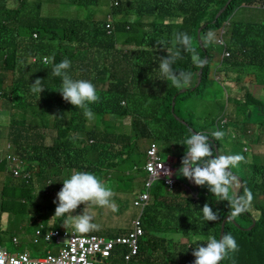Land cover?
Segmentation results:
<instances>
[{
  "label": "trees",
  "instance_id": "1",
  "mask_svg": "<svg viewBox=\"0 0 264 264\" xmlns=\"http://www.w3.org/2000/svg\"><path fill=\"white\" fill-rule=\"evenodd\" d=\"M14 1L21 4L20 8L10 7L9 4ZM113 1L108 0L110 7ZM72 2L90 7L97 5L98 0H72ZM253 2L254 0H127L118 7H112L115 31L112 35H108L105 29L106 23H94L92 17L85 21L42 18L39 14L38 2L29 6L24 0H0V102L11 104L9 116L13 120L9 124L7 150L15 152L8 155L17 161L10 166L6 157L3 160L0 156L1 213L4 206L12 208L29 204L33 224L38 221H48L54 214L47 213L49 211L47 205L52 203L53 195L63 186L64 179L57 176L52 180L49 178L53 176L59 160L65 162L70 173L85 170L101 176L103 170H108L115 164L113 162L117 161H120V166L126 169L140 167L143 164L141 148L148 142L165 143L163 146L168 151H171L174 145L181 159L185 146L179 143L191 133L197 132L193 125L177 119L179 116L176 113V106L183 93L190 95L201 88L214 89L216 86L229 90L230 88L221 85V81L210 77L212 72L214 75L223 74L225 82L240 83L233 61L237 52L243 49L249 52L255 51V55L261 58V67L264 69V26L234 25L230 28V32L220 35L216 42L212 37L208 44L199 42L198 30L204 26V29L202 28L204 33L208 28L219 27L230 10L245 4L252 5ZM223 9L221 16L216 19L217 14ZM59 29L66 32L68 43L54 47ZM81 32L84 33L83 36L77 39ZM126 32L130 35H123ZM177 32L191 36L193 47L202 58L207 60L197 89L195 87L200 68L193 65L188 52L182 53L181 58L175 62L174 68L193 73L192 84L189 87L177 89L171 86L170 82L162 81L160 78L158 69L160 56L167 54L160 46V42H163L164 47L172 48L174 34ZM207 34L204 33L205 36ZM86 35L88 41L83 45ZM119 42L141 48L147 47L150 50H134L130 55L127 53L119 55L118 53H122L116 48ZM214 47H219L220 52L212 51ZM94 51L106 54L102 63L94 57ZM225 51L230 52L227 58L223 55ZM215 55L219 56L217 60ZM44 56L51 59L54 57L55 63L67 58L71 61L69 73L72 78L89 80L95 87L99 86L100 80L106 78L107 74L112 75L111 68L123 72L127 67L131 68L134 80L132 87L127 82L126 73H124L125 77L122 76L113 83L106 79L109 83L107 89L101 88L98 103L94 107L90 105L93 113L98 115L105 125L107 134L101 132L95 117L91 120L84 118L80 109L62 99L58 92L61 79L51 75L52 65L41 61ZM31 57H37V60L28 62ZM129 62L132 64L130 65ZM157 72L160 79L156 78ZM260 76H264V73L259 74L256 81H259ZM37 78H40L45 85V90L38 101L29 88V84ZM146 95L149 100L146 103L140 101L132 105L127 99L131 96L142 99ZM245 99L246 102L240 106L241 109L238 110L239 105L235 104L234 120L228 121L225 118L223 113L226 107L222 105L221 117L216 123L213 121L210 124V131L225 132L223 139L212 141L214 154L215 148L219 147L227 153H241L250 159L239 164L240 170L244 168L243 174L240 176L234 174L239 183L236 195L242 194L244 188L250 189L253 194L254 199L249 210L234 220L225 221V226L222 228L224 218L229 211V208L224 209L222 206L227 205V201L213 200L201 195L199 201L194 202L190 197L183 198L182 194H185V191L181 190L167 195L174 199L179 197L180 203H169L166 202L167 198L162 196L161 185H158L157 191L152 192L149 207L144 212L142 228L146 231L147 239L140 240L139 254L132 263L158 264L155 260L157 259L161 261L160 264H169L168 262L177 264L167 255L164 243L167 239L178 241L174 233L179 235L180 231L204 232V229H199V225H202L205 228L215 227L213 232L205 235L206 237L215 236L219 239L222 234L231 233L237 241L238 250L229 253L220 264H264V157L249 153L251 145L260 143L263 123L261 118L257 119L247 109L252 102L257 104L261 102L252 99L248 94L245 95ZM217 103L224 104L219 101ZM144 106L149 108L150 114L142 112ZM26 115L33 120L27 128ZM107 117H119L124 120L131 118L132 135L113 133L105 123ZM251 125L257 127V132L252 137L247 131V127ZM52 128L55 130V138L51 139V145H47L44 131ZM83 134L89 141H94V144L88 146L79 138V135ZM209 137L211 140L212 137ZM133 140L135 143L130 149ZM226 145L229 150L225 149ZM117 148L120 149L116 151ZM5 163L7 172L3 175ZM99 165H103V169ZM48 170H52L51 175ZM14 172L17 173V177H14ZM33 181L45 183L44 189L37 197L33 196L29 189ZM202 188L209 192L206 187ZM12 190L19 192L13 193ZM143 193L144 188L134 198L133 203ZM205 203H208L214 212L218 211L221 216L219 221L202 220L201 209ZM196 210L198 218L193 221L192 216ZM54 221L53 228L59 229L61 220L54 219ZM151 230L164 238L156 237L150 232ZM94 233L96 232L92 231L87 234ZM116 236L119 235L112 237ZM41 240L45 241V235L37 236L35 231L34 242L39 243ZM206 240L207 238L195 243H187L190 247L182 264H192L193 248L205 243Z\"/></svg>",
  "mask_w": 264,
  "mask_h": 264
},
{
  "label": "clouds",
  "instance_id": "2",
  "mask_svg": "<svg viewBox=\"0 0 264 264\" xmlns=\"http://www.w3.org/2000/svg\"><path fill=\"white\" fill-rule=\"evenodd\" d=\"M124 1L127 0H114L111 7L109 5L110 8L107 19L103 21L104 23H106L105 29L108 35H112L115 31V21L112 14V7H118ZM248 6L264 9V0H254L253 4ZM99 13L100 12L96 14ZM92 22L95 23L100 21L95 16L94 18L92 17ZM230 25L231 21L228 20L225 22L224 26L220 30L219 37L226 33V30ZM211 39V33L207 34V36L203 34L201 36L202 43L210 42ZM66 43H68L67 40ZM160 46H162L167 53L164 56H160V63L158 65L160 78L162 81L170 82L171 86L177 89L187 88L192 84L193 73L191 71L177 70L176 68H174L175 62L177 61V59L181 58L183 52L190 53L193 65L201 68V72L203 67L207 64L206 58H202L193 47L192 37L187 33H175L172 48L164 47L163 42H160ZM223 55L227 58L230 56V52L225 51ZM41 61L45 64H51V75L53 77H59L61 79V86L58 92L61 94L62 99L65 102L73 105L75 108L80 109L84 115V118H87L89 120L93 119V115L96 114L93 113L90 105L94 107V105L98 103L101 88H103L104 83L107 82L106 78L101 79L99 82V86L97 85V87H95V85L89 80L72 78L69 73V69L71 68V61L67 58L61 60L59 63H55L54 57L51 59L50 57L44 56L41 58ZM201 74L202 73L199 72V77H201ZM259 80L260 83H258V85L264 88V76H261ZM115 81H112L111 83ZM197 84L196 87L200 85L199 84L197 86ZM29 88L31 94L36 96L38 101L40 99L41 93L45 90V85L40 78H37L33 83L29 84ZM98 118L99 119H96L97 125L100 127L105 126L99 116ZM110 118L113 119V117ZM108 126L109 128H111V125ZM101 132L105 134L103 131ZM224 136V131L217 130L211 133V140L209 139L210 137L208 134L200 132H193L189 136L184 138L179 143L185 146V151L181 158V166L177 171L176 169L180 161V155L178 154L176 149H174V151H168L166 147L163 146L162 142L148 145L144 155V165L142 170L143 174H145L147 177L144 185V193L147 191L146 189L149 190L150 203L153 189L155 185L159 183L158 185H161L162 190H165L167 195L178 193L179 191L184 190V188H188L191 192L196 193V202L199 201V197L201 195H204V197H208L210 194L217 197L219 201H227V205L222 206V208L224 209L229 208L228 215L226 216V218H224L225 220L223 221L224 226L225 221L234 220L236 217L246 213L251 207L252 201L254 199L251 190L244 188L243 193L240 195L231 194L237 182V177L234 175L232 169L238 167L241 162L246 161V157L240 154H230L225 152L224 150H222L221 154H218L219 147L215 149L214 154L212 141L223 139ZM84 141L88 144L91 143L90 146L94 144V141H89L86 137ZM153 146L157 148L158 158L160 162L162 164H165L170 169L165 170L164 175L168 178V183H172V181L174 182V186L172 188H170L166 184V180H155L151 183L150 187H148L151 177L146 167L149 163L148 152ZM52 161L54 163V152L52 153ZM172 167H174L175 172L173 171ZM177 174L186 178L185 184L179 182ZM106 182L107 181L105 180V177L103 178V180H101L94 173L79 170L73 171L67 178L62 181L63 186L56 193V197L53 200V203L56 205V207L54 215L51 219L61 220V226L63 227L62 229L70 230L72 235H88L87 233L95 231L96 233H94V235H98L103 238L118 237L108 236V234L106 236L102 235L103 232L101 231V225L94 222V209L98 208L100 210L103 209L110 212H116L118 210V206L114 199L115 193L113 189L106 184ZM190 182L197 186V188H193L190 185ZM181 186L183 187L182 189ZM202 187H206L210 193L204 191V188ZM143 194H141L140 196H142ZM139 197L137 198V200L139 199ZM166 198L171 197L167 196ZM80 205H84L82 212L80 214L74 215L73 213L78 209ZM149 205L145 206L143 209V215L141 218L142 222L144 219V212L146 208L149 207ZM201 212L202 220L204 222H217L221 219L218 211L214 212L212 207H210L208 203L204 204ZM41 223L42 222L38 221V227L36 229L41 230L42 234L44 235H46L47 231L50 229H57L50 227L49 221L48 226H43ZM223 223L222 228H224ZM59 229L61 228L59 227ZM145 235L146 231L144 230V236L141 239H143ZM124 249V247H121L110 258H112L117 252H119L124 261ZM237 250V241L231 233H224L219 239H217L215 236H208L205 243L198 244L193 248L191 254L194 257V260L192 264H220L222 260L228 257L229 253H234ZM107 261H109V258L106 260L102 259L103 264H107ZM0 264H3V262L0 261Z\"/></svg>",
  "mask_w": 264,
  "mask_h": 264
},
{
  "label": "rangeland",
  "instance_id": "3",
  "mask_svg": "<svg viewBox=\"0 0 264 264\" xmlns=\"http://www.w3.org/2000/svg\"><path fill=\"white\" fill-rule=\"evenodd\" d=\"M39 3V14L42 18H64L69 20H83L85 21L89 17H97L100 22H103L107 19L108 12H109V2L108 0H98L97 5L94 6H86V5H78L73 4L72 0H24V3L32 6L33 4ZM229 3V2H228ZM228 3L224 6L227 7ZM11 8H20L21 4L14 1L12 4H9ZM28 10H26L27 12ZM249 11L251 12L248 16L242 17V13ZM100 12L99 14H96ZM221 16V15H220ZM231 21L233 23L245 22V23H253V24H264V9H251L250 7L245 6H237L233 10H230L225 16L224 20L222 21L221 25L217 28H208L204 31V33H211L213 39H216L219 34L221 28L224 26L226 21ZM204 26L201 27L198 31H202ZM227 28V27H226ZM63 29H59V35L55 39L54 47L58 45H62L66 43L65 33L62 32ZM203 32V31H202ZM204 33H202L204 35ZM83 32L78 34L77 39L83 36ZM125 36H129L130 33L126 32L123 33ZM199 42L201 41V36H198ZM88 41V36L86 35L84 38L85 45ZM209 42L205 43L208 44ZM116 48L119 50L118 52L122 51V53H118L122 55L123 53H130L134 50H141V49H148L147 47H137V46H130L125 45L123 42H120L116 45ZM165 50V49H164ZM212 51L215 50L216 52H220L219 47H214L211 49ZM115 54V53H114ZM134 54H138L134 52ZM106 56L105 53L99 54L97 51H94V57L102 63L103 57ZM219 58L218 55H215V60ZM36 58H29V60L34 61ZM131 65L132 62H129ZM259 65L254 61H251L250 67L256 69ZM201 69V68H200ZM199 69V72H200ZM112 75L107 74L105 77L108 81L112 82L116 79L124 76L127 74L128 77V84L132 87L134 85V80L132 78L131 68L127 67L124 72L123 70H117L115 68H111ZM76 71H73L75 73ZM81 77V75H78ZM211 78L215 77L219 81H223L224 75L217 73H211ZM156 78H159L158 72ZM160 79V78H159ZM108 83L105 82L103 85V89L106 90ZM225 88H230V86H225ZM197 89V87H195ZM264 92V88L259 86L256 81L254 87H252V93L257 95V98L262 100V105L264 107V97H260V94ZM226 98V93L224 89L220 86H216L214 89L211 88H201L200 90L194 91V93L187 95L183 93L181 99L177 102L176 106V113L179 116L177 118L179 121L183 123H188L193 125L197 132H202L204 129L210 128V124L213 121L215 123L221 117V109L220 107L225 106L226 109L224 111L225 118L230 120H234L235 115V104H218L217 101L223 100ZM127 99L132 103V105L137 104L138 102L146 103L149 101L146 97L140 99L138 96H131L127 97ZM241 105L237 107V109H241ZM11 104L10 103H1L0 102V156L4 160L6 155L8 154H15L12 150H7L8 141L7 135L8 130L10 127V123L13 120L12 117L9 116ZM228 109V110H227ZM247 109L251 111L257 119H262L263 123V131H264V110L261 109V106L257 103H251ZM142 112H146L150 114V110L147 106L143 107ZM14 113H16L14 111ZM96 119H99L98 116L93 115ZM25 123L26 128L29 127L32 123V119L29 115L25 116ZM112 122V124H111ZM131 118L124 120L123 118L119 117H107L105 119V123L107 125H111V130L115 134L131 136L132 135V128H131ZM33 125V124H32ZM213 130V128H211ZM101 131L107 134L105 130V126H101ZM221 131V130H220ZM248 131V130H247ZM42 132V130H41ZM44 135L47 138V145H51V139L55 138V130L54 128L50 129L49 131H45ZM249 136L251 133L248 134ZM79 138L85 140V135H79ZM135 140L131 143L130 149L133 148ZM91 143H87L90 146ZM151 142H148L141 148V153L143 154V164L136 168L129 167L128 169L120 166V161L113 162L114 165L108 170H103L101 176H98L101 180L105 177L107 181L106 184L109 185L114 193H115V202L118 206V210L116 212L105 211L103 209H94L95 218L94 222L99 223L101 225V231L103 232L102 235H125L131 230V222L132 219L136 218L139 214V209L133 206L134 198L140 193L145 185L146 175L143 174V165H144V155L147 150L148 145ZM165 144V143H162ZM120 148H117L118 151ZM175 147L172 146V151H174ZM225 149L229 150V147L226 145ZM249 153L254 154L256 156L264 157V135L261 136L260 143L257 145H251L249 148ZM241 155V153H240ZM246 161H250L249 158L246 157ZM245 161V162H246ZM180 166H181V159H180ZM66 164L63 160H59L57 163V168L54 170L53 176L49 177L52 180L55 176L59 177L60 179L67 178L71 173L70 170L66 167ZM101 169H103V165H99ZM173 171L175 172L174 167H172ZM85 171V170H84ZM233 173L236 175H241L244 172V168L240 170V165L234 169H232ZM7 172V165L5 163V167L3 170V175ZM50 175L52 171H47ZM89 172V171H88ZM92 173V172H91ZM96 175V174H95ZM177 178L180 183H185L186 178L179 176L177 174ZM33 185L29 188L32 191L33 196L37 197L41 191L44 189L45 183H38L33 181ZM51 184V181H50ZM157 183L153 189V192L157 191ZM190 185L193 188H197L193 183L190 182ZM183 187L181 186V189ZM185 194H182V197L188 199L189 197L196 202V193L191 192L188 188H184ZM239 190V183L236 182V185L232 191L233 195H236ZM13 193L19 192V190H12ZM162 196L167 197V193L165 190H161ZM56 194L53 195V200L55 199ZM206 198H212L213 200L218 199L214 195L210 194ZM166 202L169 203H180L179 197L177 198H167ZM48 214L53 215L55 212L56 205L53 203L47 205ZM84 205H80L78 209L73 213L74 215L80 214L83 210ZM31 206L24 205V206H15L9 208L7 206L3 207V213L0 211V247L6 249L10 253H22V252H29L31 257L34 259H38L41 257H45L48 251L53 253H57L58 250L61 248L62 244H57L55 242L49 243L44 240H41L39 243L34 242L35 238V231L38 227V222L36 224L32 223V214L30 212ZM52 218V217H51ZM49 219L50 227H53L55 221L54 219ZM198 218V211L196 210L193 213L192 220L195 221ZM48 221H43L41 224L43 226H48ZM231 220H228L229 222ZM197 224V222H195ZM198 225V224H197ZM60 228H63L62 226ZM172 228V227H170ZM204 229V232H196L190 231L189 233H183L182 231L179 232V235L174 233L177 236V240L179 241H170L166 240L164 243V249L167 252V255L170 256L173 261L177 264H182L185 260L186 254L188 253V248L190 247L187 243H195L196 241L204 240L207 237L205 236L208 233L214 231L215 227L205 228L202 225H199V229ZM174 230H172L173 232ZM156 237L164 238L161 234L156 233L155 231L151 230ZM169 232V233H172ZM168 233V232H167ZM147 237H144L143 240H146ZM15 241L17 243H15ZM158 264L161 261L155 259ZM107 264H126L120 253L117 252L109 261L106 262ZM171 264V262H168ZM134 264V263H132Z\"/></svg>",
  "mask_w": 264,
  "mask_h": 264
},
{
  "label": "built area",
  "instance_id": "4",
  "mask_svg": "<svg viewBox=\"0 0 264 264\" xmlns=\"http://www.w3.org/2000/svg\"><path fill=\"white\" fill-rule=\"evenodd\" d=\"M148 159L146 169L151 177L148 187L155 180H166V184L172 188L174 182L168 183V178L164 175V171L170 169L160 162L155 146L148 152ZM6 160L10 166L17 163L10 155L6 156ZM14 177H17L16 172H14ZM146 190L133 204L139 208L140 213L133 219L132 230L126 235L103 238L94 234L72 235L68 229H50L45 235V241L62 244L57 253L49 251L45 257L34 259L29 252L10 253L0 247V261L3 264H103L102 259L110 258L118 249L124 247V261L126 264H131L139 254L140 240L144 236L141 218L144 207L150 203V193L148 189ZM36 235L41 236V230H37Z\"/></svg>",
  "mask_w": 264,
  "mask_h": 264
},
{
  "label": "crops",
  "instance_id": "5",
  "mask_svg": "<svg viewBox=\"0 0 264 264\" xmlns=\"http://www.w3.org/2000/svg\"><path fill=\"white\" fill-rule=\"evenodd\" d=\"M245 7H250L251 9H260L258 7H253V6H248V5H243ZM251 12L246 11L242 13V17L248 16ZM234 25H239L242 27L246 26H264V24H253V23H245V22H239V23H233L231 22V25L229 28L226 30L227 32H230V28ZM207 36V35H206ZM219 38V36L214 39L213 41L216 42V40ZM225 39V38H224ZM130 46H135V45H130ZM254 52H249L246 49H243L242 51L237 52L236 57L233 61V66L234 70L237 76L240 77V83L236 82H225V76L223 78V81H221V85L225 88V86H230L229 90H224L226 93V98L223 100H220V103L224 104H244L246 102L245 95L248 94L251 96V98H255L258 101L262 102L261 99L257 98V95L252 93V87L255 85V80L259 76V74L264 73V69L261 67V58L257 55H255ZM251 61H254L257 63L259 66L256 69H253L250 67ZM261 77V76H260ZM256 83H260L259 81H256ZM260 97H264V92L260 94ZM262 106L263 110L264 107L262 103L259 104ZM248 133H251V135L254 136V134L257 132V127L254 125L248 126L247 127ZM200 133H205L211 136V131L210 128L204 129ZM264 135V131L262 130L261 136ZM221 140V139H220ZM217 149V148H215ZM222 153V149L219 148L218 154ZM180 168V161L178 163L176 171ZM49 252V251H48ZM47 252V253H48Z\"/></svg>",
  "mask_w": 264,
  "mask_h": 264
},
{
  "label": "water",
  "instance_id": "6",
  "mask_svg": "<svg viewBox=\"0 0 264 264\" xmlns=\"http://www.w3.org/2000/svg\"><path fill=\"white\" fill-rule=\"evenodd\" d=\"M223 11H224V9L221 10V11L217 14L216 19H217L222 13H223ZM200 33H201V30L198 31V36L200 35ZM200 73H202V72L200 71ZM200 81H201V77H199V80H198V84H197V86L200 84ZM173 107H174V104H173ZM223 226H224V223H223Z\"/></svg>",
  "mask_w": 264,
  "mask_h": 264
}]
</instances>
